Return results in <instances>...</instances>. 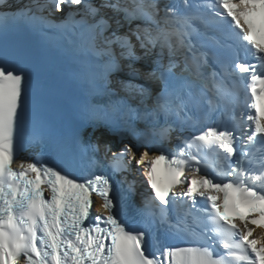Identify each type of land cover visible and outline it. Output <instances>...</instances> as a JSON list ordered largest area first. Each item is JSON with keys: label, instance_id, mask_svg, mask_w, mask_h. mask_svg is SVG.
I'll return each instance as SVG.
<instances>
[{"label": "snow or ice", "instance_id": "6c2138e0", "mask_svg": "<svg viewBox=\"0 0 264 264\" xmlns=\"http://www.w3.org/2000/svg\"><path fill=\"white\" fill-rule=\"evenodd\" d=\"M10 22L56 31L78 114L127 142L42 118L37 136L35 61L0 48V264H264V0H0V33ZM25 140L47 152L17 169ZM95 154L113 175L81 166ZM134 169L139 206L113 180Z\"/></svg>", "mask_w": 264, "mask_h": 264}]
</instances>
